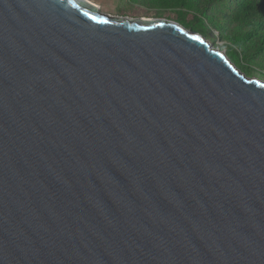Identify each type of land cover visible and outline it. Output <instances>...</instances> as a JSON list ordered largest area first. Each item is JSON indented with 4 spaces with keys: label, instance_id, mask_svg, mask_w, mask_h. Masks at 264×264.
I'll return each instance as SVG.
<instances>
[{
    "label": "water",
    "instance_id": "water-1",
    "mask_svg": "<svg viewBox=\"0 0 264 264\" xmlns=\"http://www.w3.org/2000/svg\"><path fill=\"white\" fill-rule=\"evenodd\" d=\"M0 264H264V81L173 20L0 0Z\"/></svg>",
    "mask_w": 264,
    "mask_h": 264
},
{
    "label": "trees",
    "instance_id": "trees-1",
    "mask_svg": "<svg viewBox=\"0 0 264 264\" xmlns=\"http://www.w3.org/2000/svg\"><path fill=\"white\" fill-rule=\"evenodd\" d=\"M139 1L137 6H145L212 42L221 41L219 48L240 71L248 76L258 71L264 78V0ZM136 14L144 16L140 10Z\"/></svg>",
    "mask_w": 264,
    "mask_h": 264
},
{
    "label": "rangeland",
    "instance_id": "rangeland-1",
    "mask_svg": "<svg viewBox=\"0 0 264 264\" xmlns=\"http://www.w3.org/2000/svg\"><path fill=\"white\" fill-rule=\"evenodd\" d=\"M93 5L97 6L98 10L104 14H107L109 16H114V17H130V18H164V19H169L166 18L165 16L155 14L153 10H148L142 6H137L140 4L139 0H89ZM142 11V15L144 16H139V14L135 15L136 11ZM150 11L152 13H146V11ZM172 20V19H169ZM174 21V20H173ZM208 40V39H207ZM214 47L220 49V45H222V42L219 40H216L215 42H212L208 40ZM224 50V49H221ZM244 73V72H243ZM245 74V73H244ZM258 71H255V75L252 77L261 79L264 81V78H262ZM246 75V74H245ZM248 76V75H247Z\"/></svg>",
    "mask_w": 264,
    "mask_h": 264
},
{
    "label": "snow or ice",
    "instance_id": "snow-or-ice-1",
    "mask_svg": "<svg viewBox=\"0 0 264 264\" xmlns=\"http://www.w3.org/2000/svg\"><path fill=\"white\" fill-rule=\"evenodd\" d=\"M197 39H198V37H197Z\"/></svg>",
    "mask_w": 264,
    "mask_h": 264
},
{
    "label": "crops",
    "instance_id": "crops-1",
    "mask_svg": "<svg viewBox=\"0 0 264 264\" xmlns=\"http://www.w3.org/2000/svg\"><path fill=\"white\" fill-rule=\"evenodd\" d=\"M89 1V0H88Z\"/></svg>",
    "mask_w": 264,
    "mask_h": 264
}]
</instances>
